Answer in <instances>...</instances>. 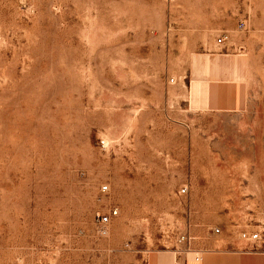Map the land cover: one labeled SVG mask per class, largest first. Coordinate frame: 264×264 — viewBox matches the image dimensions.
<instances>
[{"label":"rangeland","instance_id":"1","mask_svg":"<svg viewBox=\"0 0 264 264\" xmlns=\"http://www.w3.org/2000/svg\"><path fill=\"white\" fill-rule=\"evenodd\" d=\"M243 232L264 233V0H0V264Z\"/></svg>","mask_w":264,"mask_h":264},{"label":"crops","instance_id":"2","mask_svg":"<svg viewBox=\"0 0 264 264\" xmlns=\"http://www.w3.org/2000/svg\"><path fill=\"white\" fill-rule=\"evenodd\" d=\"M217 244L209 240L208 245H194L192 249L200 255L196 259L170 250L151 252L146 264H264V233L256 243H239L225 236Z\"/></svg>","mask_w":264,"mask_h":264},{"label":"built area","instance_id":"3","mask_svg":"<svg viewBox=\"0 0 264 264\" xmlns=\"http://www.w3.org/2000/svg\"><path fill=\"white\" fill-rule=\"evenodd\" d=\"M239 27H244V24L241 23L239 25ZM227 40V36H223L221 38H219L218 40V43L219 44H223L225 41ZM102 190L104 192L108 191V186H103L102 187ZM187 192V189H183L182 193H186ZM119 215V210L117 208H114L111 213L109 214H102L99 216L98 218V222L100 225L102 226H105V225H108L109 223H111L112 219L114 217H117ZM217 232H219V230L217 229ZM242 239L246 240V241H249V242H252V243H256L258 241L261 240V236L259 233H249V232H243L242 235H241ZM188 242L190 243L191 241V237H188L186 235H183L180 239V242Z\"/></svg>","mask_w":264,"mask_h":264}]
</instances>
